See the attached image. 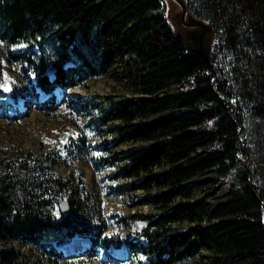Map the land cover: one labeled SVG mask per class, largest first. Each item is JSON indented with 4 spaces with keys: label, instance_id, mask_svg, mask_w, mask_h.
<instances>
[{
    "label": "trees",
    "instance_id": "16d2710c",
    "mask_svg": "<svg viewBox=\"0 0 264 264\" xmlns=\"http://www.w3.org/2000/svg\"><path fill=\"white\" fill-rule=\"evenodd\" d=\"M185 2L216 30L209 63L179 42L166 0H0V40L19 71L0 87L1 112L19 103L55 110L57 89L63 95L122 63L129 96L75 97V105L102 107L89 125L108 132L109 147H127L112 178L126 179L133 206L149 209L130 215L145 226L125 238L101 214L88 216L99 196L85 172L61 178L56 151H18L0 159V264H23L12 241L40 248L44 262L79 259L58 249L76 237L125 264L134 251L146 264H180L201 246L212 251L208 264H264V192L253 186L245 147V108L252 120L264 117V0ZM107 148L80 136L65 151L100 173L118 161ZM121 242L125 260L107 251Z\"/></svg>",
    "mask_w": 264,
    "mask_h": 264
},
{
    "label": "rangeland",
    "instance_id": "374dc122",
    "mask_svg": "<svg viewBox=\"0 0 264 264\" xmlns=\"http://www.w3.org/2000/svg\"><path fill=\"white\" fill-rule=\"evenodd\" d=\"M185 1V0H184ZM169 17L172 23L177 25L176 16L181 14L182 7L174 0H167ZM186 3V2H185ZM187 5V3H186ZM186 12H190L186 7ZM195 17V16H194ZM6 43L0 40V83L4 84L11 78L18 75V64L12 63L5 54ZM57 43L53 40L50 42L49 50L55 53ZM232 60V58H228ZM231 63V61H230ZM102 67V63L99 64ZM228 69V68H227ZM229 70V69H228ZM26 85L28 83L24 81ZM57 107L55 110H47V108L38 107L33 103L30 106L25 104H12V110L1 112L0 106V159H8L18 151L38 152L41 146L54 150L60 155L62 163L57 166L55 171L61 178L77 176L81 172H85L88 178V184L93 186L94 191L98 194L99 200L96 212L88 216L97 218V215L107 221L110 229L119 227L125 238H130L132 232L142 227L143 220L137 219L135 222L130 219V215L134 213L146 214L148 207L146 205L133 206V194L127 191V180L123 177L113 179V174L123 170L125 164L120 160L121 152L126 146L119 149L109 147L111 136L105 129L100 128L96 124L89 125L91 121H97V115L102 111V107H94L91 110L80 107V101L75 105L76 98H89V95L110 96L115 94L129 96L127 79L124 76L122 63L115 62L108 68L107 72L89 78L79 87L68 90L65 94L58 93ZM1 102V99H0ZM246 109L247 120V136L245 147L247 150L248 165L251 166L253 186L264 192V117L250 118V113ZM17 111H22L20 118L16 121L12 118ZM84 137L87 144L92 148L94 145L108 147L105 153L118 161L113 168H106L100 173H95L91 164L81 161L80 158H74L73 155L67 154L65 147L72 142H76L78 137ZM96 194V195H97ZM99 207V208H98ZM99 209V213L97 212ZM193 221L185 219V224L190 225ZM85 247L80 253L68 252L66 248L59 247L60 251L66 255L80 257L73 258L67 262H51L43 261L41 249L30 244L19 245L17 241H12L8 246L19 249L22 253L21 261L23 264H125L122 262L109 259L102 251L88 248L85 242H75L71 248L77 245ZM70 248V247H69ZM112 250L111 248L108 249ZM133 264L146 263L147 258L141 251H134ZM212 251L206 246L200 247V253L195 258L180 264H208ZM125 256V252L122 254Z\"/></svg>",
    "mask_w": 264,
    "mask_h": 264
},
{
    "label": "water",
    "instance_id": "95a60500",
    "mask_svg": "<svg viewBox=\"0 0 264 264\" xmlns=\"http://www.w3.org/2000/svg\"><path fill=\"white\" fill-rule=\"evenodd\" d=\"M182 7L181 22L173 24L169 17L168 3L166 0L165 7L168 11V22L172 24L173 32L183 47L208 63L211 60L212 46L216 30L211 23L204 19L194 17L191 12H186V3L184 0H174ZM60 209L63 213L69 212L67 201H62Z\"/></svg>",
    "mask_w": 264,
    "mask_h": 264
},
{
    "label": "snow or ice",
    "instance_id": "6c2138e0",
    "mask_svg": "<svg viewBox=\"0 0 264 264\" xmlns=\"http://www.w3.org/2000/svg\"><path fill=\"white\" fill-rule=\"evenodd\" d=\"M0 87H5L6 89L8 88V83L7 81L3 84V85H0Z\"/></svg>",
    "mask_w": 264,
    "mask_h": 264
},
{
    "label": "flooded vegetation",
    "instance_id": "af4514ba",
    "mask_svg": "<svg viewBox=\"0 0 264 264\" xmlns=\"http://www.w3.org/2000/svg\"><path fill=\"white\" fill-rule=\"evenodd\" d=\"M176 17H177V18H176V21H177V22H181V16H180V15H177Z\"/></svg>",
    "mask_w": 264,
    "mask_h": 264
},
{
    "label": "bare ground",
    "instance_id": "6f19581e",
    "mask_svg": "<svg viewBox=\"0 0 264 264\" xmlns=\"http://www.w3.org/2000/svg\"><path fill=\"white\" fill-rule=\"evenodd\" d=\"M197 18V17H196ZM82 246V243H81V245H80V247Z\"/></svg>",
    "mask_w": 264,
    "mask_h": 264
}]
</instances>
